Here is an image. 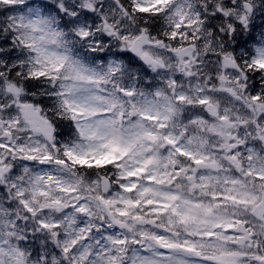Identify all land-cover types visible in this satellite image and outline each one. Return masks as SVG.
Wrapping results in <instances>:
<instances>
[{
  "label": "clouds",
  "instance_id": "1",
  "mask_svg": "<svg viewBox=\"0 0 264 264\" xmlns=\"http://www.w3.org/2000/svg\"><path fill=\"white\" fill-rule=\"evenodd\" d=\"M0 264H264V0H0Z\"/></svg>",
  "mask_w": 264,
  "mask_h": 264
}]
</instances>
